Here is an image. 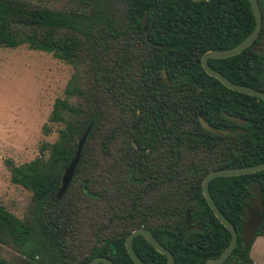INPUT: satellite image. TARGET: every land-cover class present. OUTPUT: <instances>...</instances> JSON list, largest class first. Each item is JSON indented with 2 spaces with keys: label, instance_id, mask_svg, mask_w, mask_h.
<instances>
[{
  "label": "trees",
  "instance_id": "1",
  "mask_svg": "<svg viewBox=\"0 0 264 264\" xmlns=\"http://www.w3.org/2000/svg\"><path fill=\"white\" fill-rule=\"evenodd\" d=\"M258 3L256 41L208 64L264 92V0ZM255 26L249 0H0V47L51 54L73 69L44 126L47 135L58 127L57 140L29 163L8 162L13 184L32 192V206L20 218L0 204V264H89L96 257L135 264L126 239L137 229L149 231L175 264L219 257L232 235L202 184L213 171L264 163V101L227 88L201 60L234 48ZM224 113L245 121L247 133L219 136L202 127L200 117L216 129H236ZM209 191L239 236L225 264H254L252 247L264 236V171L216 178ZM258 196L261 222L248 241ZM133 249L145 264H168L143 236Z\"/></svg>",
  "mask_w": 264,
  "mask_h": 264
},
{
  "label": "rangeland",
  "instance_id": "2",
  "mask_svg": "<svg viewBox=\"0 0 264 264\" xmlns=\"http://www.w3.org/2000/svg\"><path fill=\"white\" fill-rule=\"evenodd\" d=\"M72 73L51 54L0 47V204L20 218L32 206V192L13 184L8 162L29 163L57 140L58 127L52 125L47 135L44 126ZM251 256L254 264H264V236L256 239Z\"/></svg>",
  "mask_w": 264,
  "mask_h": 264
},
{
  "label": "water",
  "instance_id": "3",
  "mask_svg": "<svg viewBox=\"0 0 264 264\" xmlns=\"http://www.w3.org/2000/svg\"><path fill=\"white\" fill-rule=\"evenodd\" d=\"M192 1L201 2V1H210V0H192ZM249 1L252 5L253 13H254V16L256 18V26H255L254 31L244 41H242L241 43H239L237 46H235L232 49L221 50V51H209V52L205 53L204 56L202 57L201 63H202V67L204 68V70L206 71V73L209 76L218 79L227 88H229L233 91L239 92V93H243V94H247L249 96L256 97V98L264 101V92L257 90V89H254V88H251V87H248V86H245V85H239V84L233 83L228 78H226L223 74L213 70L208 64V61L210 59H228V58L235 57V56L241 54L243 51H245L247 48H249L258 38V36L261 32V29H262V12H261L258 0H249ZM146 21H147V18L145 17L144 22H146ZM153 24H154V19L151 22L150 29L152 28ZM162 77H163L165 82L170 83V81L167 78L165 71L162 72ZM224 117L226 119H229V120L233 121L234 123H236L238 125V127L234 130L230 129V128L229 129H221V128L216 129L213 126H211L210 124H208L203 117H200V123L205 130H207V131H209L215 135H219V136H236V135H241V134L247 133V131H245L243 129V126L245 125V121H243L237 117H234L232 115L226 114V113H224ZM90 131H91V127L86 131L83 138L79 142V147H78V152L76 154V157L73 160V162L70 164V166L68 167V169L66 170V172L64 174L63 181H62V187L59 191L58 198H61L64 195V193L68 189V187H69V185L73 179V176L75 174V170H76V168H77V166L81 160V154H82L83 147L88 140ZM261 171H264V163L259 164V165H255V166H251V167L216 170V171L209 173L207 175V177L204 179L203 184H202V188H203V194L207 200V203H208L209 207L211 208V210L214 212L215 216L230 231V233L232 235V239H231L229 246L222 252V254L217 258L209 259L208 261H206L205 264H225L226 261L229 259L230 255L236 249V247L238 245V238H239L236 228L219 211L218 207L216 206V204L214 203V201L211 197V194L209 191V185H210L211 181L216 179V178L237 177V176H242V175H250V174H255V173H258ZM193 203H194V201H191L186 206L185 220H186L187 225L190 224V207L192 206ZM253 204L255 205V207L250 212L251 219L245 228V232H246V236H247L248 241H251L253 239L254 229L261 222V218L259 216V211L263 207V203L261 201L260 196H258L257 200L253 201ZM137 236H143L158 252H160L161 254L166 256L167 260H168V264H175L174 257L170 253V251H168L164 246H162L152 236V234L145 229H137V230L133 231L126 239V249H127L130 257L132 258V260L134 261L135 264H145L144 262H142L138 258V256L136 255V253L133 249V241ZM101 263H103V264H114L113 261L107 257H96L89 262V264H101Z\"/></svg>",
  "mask_w": 264,
  "mask_h": 264
},
{
  "label": "flooded vegetation",
  "instance_id": "4",
  "mask_svg": "<svg viewBox=\"0 0 264 264\" xmlns=\"http://www.w3.org/2000/svg\"><path fill=\"white\" fill-rule=\"evenodd\" d=\"M144 25H147V21L146 22H144ZM151 25V24H150ZM151 29H150V27H149V30L147 31V33L146 34H149V31H150Z\"/></svg>",
  "mask_w": 264,
  "mask_h": 264
}]
</instances>
